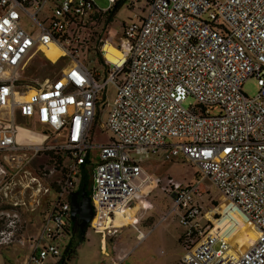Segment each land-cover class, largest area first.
I'll return each instance as SVG.
<instances>
[{
    "label": "built area",
    "instance_id": "2783aa9c",
    "mask_svg": "<svg viewBox=\"0 0 264 264\" xmlns=\"http://www.w3.org/2000/svg\"><path fill=\"white\" fill-rule=\"evenodd\" d=\"M106 1L100 10L95 0H0V188L5 185L6 196L11 185L31 190L34 198L52 196L26 264H57L62 257L73 239L70 197L83 176L90 180L88 226L106 255V238L120 229L113 228L118 215L135 204L146 210L137 199L138 180L152 157L180 158L198 174L194 184L167 179L160 188L172 201L160 221L175 215L183 229L178 264H264V0ZM118 2L132 16L121 30L124 60L119 67L104 61L101 74L74 55L89 16ZM49 44L70 63L49 83L22 93L21 73ZM250 79L258 88L252 98L242 92ZM188 99L194 104L186 106ZM22 120L43 125L50 135L23 127L42 141L18 140ZM97 126L113 136L104 145L91 141ZM49 138L55 143L46 144ZM45 148L57 158L44 169L60 175L54 190L26 169ZM204 180L256 228L242 253H229L214 212H204Z\"/></svg>",
    "mask_w": 264,
    "mask_h": 264
},
{
    "label": "rangeland",
    "instance_id": "374dc122",
    "mask_svg": "<svg viewBox=\"0 0 264 264\" xmlns=\"http://www.w3.org/2000/svg\"><path fill=\"white\" fill-rule=\"evenodd\" d=\"M95 4L100 10H105L108 7L106 0H95ZM130 17H132L131 14L122 5L116 14L89 22L84 35H81L83 42L77 46L74 56H77L78 60L83 62L90 70L95 69L99 73L102 72L100 70L104 71L108 67L102 58L101 48L104 46V52H106L107 50H115L120 45L121 24L128 22ZM23 27L30 35L32 34L26 20ZM42 50L45 57L44 55L36 56L28 64L25 71L21 73V80L18 85L19 90L24 94L31 92L30 87L44 86L58 77L61 70L71 61L69 57H61L63 56L62 52L53 49L49 45ZM59 56L61 58L57 60ZM257 91L258 88L254 79L245 82L242 87V92L249 98L254 97ZM192 104H194L193 100L188 99L185 105ZM105 110L103 107L98 114L97 125L99 126L104 123ZM212 114L216 115L217 112H212ZM18 125L38 133L50 135L46 127L36 122L24 121L23 123L19 121ZM99 126L94 129V136L91 140L93 145L98 146L106 144L113 138L111 133L101 130ZM24 138L38 142V140H34L40 137L21 128L20 140ZM56 140L62 143L61 137ZM179 142L178 139L168 140V143ZM53 143H55L53 138H49L46 142L48 145ZM62 156L61 162H65L66 157L65 155ZM89 158L90 162H95V150L91 152ZM56 160L53 151L45 148L26 169L32 175L42 177L43 185L50 186L54 190L60 175L59 173L49 175L48 171L44 172V169L50 170ZM142 170L143 174L138 180L140 189L137 199L146 204V210H138V206L135 204L131 208L134 210L132 217L125 214L118 215L113 228L120 229L113 236L106 238V255H103L104 253L102 254L100 251V235L93 234L92 228L88 226L83 241L77 245L73 258L66 264H107L111 260L117 261L124 254H127V256L121 264H172L175 258L181 255L182 246L177 240V234L181 231V228L177 224L178 221L175 215H168L165 221H160L161 217L168 213L172 207L170 195L164 193L160 188L164 186L167 179H172L182 185L194 184L198 179V174L194 168L184 163L180 158L164 161L152 157L142 164ZM87 179V183L90 185V180ZM18 180H20L19 177L14 179L15 182ZM4 189L5 185L0 188V264H26L32 254L31 244L39 234L41 222L50 208L52 196L34 198L31 190H24L20 187L14 188L12 185L10 193L6 196ZM200 190L204 212H214V220L216 219V221L213 223L215 228L221 231V236L226 237L229 244V253L235 252L236 255L241 249L243 235L236 238L231 233H237L236 226L244 218L239 216L237 212V214L233 213L230 207L234 210L236 207L226 200L208 180L202 182ZM226 206L229 207L226 208ZM158 222L163 223L151 229L149 235L139 243L136 239L138 233L147 232ZM218 222H223L225 225L219 228ZM108 223L109 221L104 222L102 224L103 228H106ZM244 224L246 225L245 222ZM248 226L252 227V225ZM255 235L249 243L254 241ZM215 248L218 249V245ZM49 262L47 261L46 264Z\"/></svg>",
    "mask_w": 264,
    "mask_h": 264
},
{
    "label": "bare ground",
    "instance_id": "6f19581e",
    "mask_svg": "<svg viewBox=\"0 0 264 264\" xmlns=\"http://www.w3.org/2000/svg\"><path fill=\"white\" fill-rule=\"evenodd\" d=\"M49 46H51L53 49H57L60 52H62V55L64 54L63 50H61V48H59L57 45H55V44H49ZM116 49L115 50H110V51L107 50L106 52H104V46H103L101 48V55H102V58L104 59V61L106 63H108L110 65H115V66H118L119 67V66H121V64H122V62L124 60V54H125V49H126V42H125V40H121V44L118 47H116ZM44 57H45V55H44ZM61 57L59 56L57 58V60H59ZM20 131H21V128L19 129L18 140H20ZM230 209L233 211L234 214L237 212L239 214V216L242 217V214L239 212V210L237 208L234 210V209H232L230 207ZM133 211L134 210L130 209V210L125 211L124 213H122L120 215L125 214L126 216L132 217ZM102 215L103 214H101V216ZM214 221H216V219ZM244 222L245 221L243 220V221H241L240 224H238L236 226L237 233H234V234L231 233L236 238H239V236L243 235V238L241 239L242 240L241 241V243H242L241 249H240V251H238L236 253V255L239 254V253H241L243 250H245L246 244L249 243L252 240V237L255 235V231H256V228L253 225H252V227H249L248 225H245ZM223 226H224V223L223 222H218V227L219 228H221ZM255 238H256V235H255ZM143 239H144V235H140L139 236V240H143ZM230 254L235 255V252H230Z\"/></svg>",
    "mask_w": 264,
    "mask_h": 264
},
{
    "label": "trees",
    "instance_id": "16d2710c",
    "mask_svg": "<svg viewBox=\"0 0 264 264\" xmlns=\"http://www.w3.org/2000/svg\"><path fill=\"white\" fill-rule=\"evenodd\" d=\"M121 7H122V3L121 2H118V3H116L113 6L112 9L107 10L103 14L93 13V14H91L89 16V18H88V20H87L86 23L88 25L89 22H94V21H97L100 18L107 17V16H110V15H114V14H116L120 10ZM125 23H127V22H125ZM87 25L85 26L84 30L82 31V35H84V31L88 28ZM123 26H124V24L122 23L121 24V30H122ZM39 55H42V54H39ZM87 182H88L87 176H83L82 179H81V181H80V184H79V190H81V191L83 190V191L86 192V194L89 195V185H88ZM227 207H229V206H226V208ZM76 228L77 227H74V229H76ZM76 232L77 233L79 232L78 228L76 229ZM78 235H79V238L76 240V242H74L75 241L74 239H72L70 241V243L68 244L67 248L64 250L62 257L60 258V260L58 261L57 264H66V262H69L73 258L74 254H75V249H76L77 245L81 241H83L84 233H80L79 232Z\"/></svg>",
    "mask_w": 264,
    "mask_h": 264
},
{
    "label": "water",
    "instance_id": "95a60500",
    "mask_svg": "<svg viewBox=\"0 0 264 264\" xmlns=\"http://www.w3.org/2000/svg\"><path fill=\"white\" fill-rule=\"evenodd\" d=\"M78 197L81 198L80 202L78 201ZM70 205L72 222L77 225L80 233H85L87 225L93 218V210L89 197L86 196V193L83 190L76 191L71 194Z\"/></svg>",
    "mask_w": 264,
    "mask_h": 264
},
{
    "label": "crops",
    "instance_id": "0c3cea01",
    "mask_svg": "<svg viewBox=\"0 0 264 264\" xmlns=\"http://www.w3.org/2000/svg\"><path fill=\"white\" fill-rule=\"evenodd\" d=\"M19 127H21V128H23L22 126H20L19 125ZM33 135H35V136H38L37 134H34V133H32ZM40 137V136H39ZM36 140H38V141H42V138L40 137V138H35V140L34 141H36ZM151 159V158H150ZM146 161H148V160H146ZM145 163V161L142 163V164H144ZM141 167H142V165H141ZM202 221H204V220H202ZM161 223H163V222H158L157 224H155L154 226H152V228H150L147 232H139L138 233V235H137V241L140 243L142 240H139V236L140 235H144V239L147 237V235H149V233L151 232V229H153V228H155V227H157V226H159ZM202 223H204V222H202ZM178 225H179V223H177ZM225 225V224H224ZM179 227L181 228V226L179 225ZM182 233H183V229L181 228V231L177 234V240H178V243L181 245V242H180V239H181V236H182ZM143 239V240H144ZM182 248V247H181ZM183 254H184V250H183V248H182V253H181V255H179L177 258H175V260L172 262V264H178L179 262H180V260H181V258H182V256H183Z\"/></svg>",
    "mask_w": 264,
    "mask_h": 264
},
{
    "label": "flooded vegetation",
    "instance_id": "af4514ba",
    "mask_svg": "<svg viewBox=\"0 0 264 264\" xmlns=\"http://www.w3.org/2000/svg\"><path fill=\"white\" fill-rule=\"evenodd\" d=\"M86 193V192H85ZM86 196H88V194H86ZM78 201L80 202L81 201V198L80 197H78ZM74 227H77V225L76 224H74ZM74 227H73V239H78L79 238V232L77 233L76 232V229H74ZM87 227H88V225H87Z\"/></svg>",
    "mask_w": 264,
    "mask_h": 264
}]
</instances>
